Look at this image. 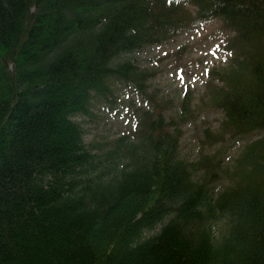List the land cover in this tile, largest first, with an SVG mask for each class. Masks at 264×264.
<instances>
[{
    "label": "trees",
    "instance_id": "trees-1",
    "mask_svg": "<svg viewBox=\"0 0 264 264\" xmlns=\"http://www.w3.org/2000/svg\"><path fill=\"white\" fill-rule=\"evenodd\" d=\"M215 19L237 51L207 102L232 135L264 131V0H0V264H264V135L231 169L183 157L192 89L101 152L76 118L119 82L148 96L123 54Z\"/></svg>",
    "mask_w": 264,
    "mask_h": 264
},
{
    "label": "rangeland",
    "instance_id": "rangeland-1",
    "mask_svg": "<svg viewBox=\"0 0 264 264\" xmlns=\"http://www.w3.org/2000/svg\"><path fill=\"white\" fill-rule=\"evenodd\" d=\"M234 35L235 32L221 19H215L178 35L166 44L148 45L123 54L121 58H129L139 67L154 71L155 74L147 81L148 96L140 95L133 86L120 82L114 84L115 98L96 99L92 114L76 117L84 129L86 143L99 152L104 151L111 140L135 129L136 117L142 109L156 103L164 106L167 102L164 110L174 112L186 90L192 89L198 110L196 118L184 125L181 155L189 160L214 156L215 161H220V170L231 169L243 146L264 135L261 130L232 135L224 124V112L210 107L207 102V81L215 71L225 67L237 51L232 44ZM206 130L224 138L213 141ZM222 176L213 184V196H217L228 183V176Z\"/></svg>",
    "mask_w": 264,
    "mask_h": 264
},
{
    "label": "snow or ice",
    "instance_id": "snow-or-ice-1",
    "mask_svg": "<svg viewBox=\"0 0 264 264\" xmlns=\"http://www.w3.org/2000/svg\"><path fill=\"white\" fill-rule=\"evenodd\" d=\"M205 74H207V73H205Z\"/></svg>",
    "mask_w": 264,
    "mask_h": 264
}]
</instances>
